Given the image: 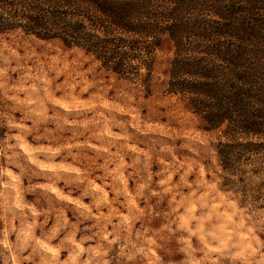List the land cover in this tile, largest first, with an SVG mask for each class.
<instances>
[{
	"label": "rangeland",
	"instance_id": "obj_1",
	"mask_svg": "<svg viewBox=\"0 0 264 264\" xmlns=\"http://www.w3.org/2000/svg\"><path fill=\"white\" fill-rule=\"evenodd\" d=\"M65 4L0 0V264H264V127L235 128L227 99L238 69L262 76L264 32L238 53L229 35L207 54L108 42ZM188 56L211 70L208 124L174 93Z\"/></svg>",
	"mask_w": 264,
	"mask_h": 264
},
{
	"label": "trees",
	"instance_id": "obj_2",
	"mask_svg": "<svg viewBox=\"0 0 264 264\" xmlns=\"http://www.w3.org/2000/svg\"><path fill=\"white\" fill-rule=\"evenodd\" d=\"M56 2L67 3L66 16L69 17L72 33H79V28L84 24L75 21L80 17L73 16L74 10H78L80 15L92 13L106 18L108 22L101 30L108 35V42H112L110 33H107L108 29L117 27L124 32L121 33L123 35L120 40L127 43L131 41L126 33H132L134 39L148 38L151 45L155 42L160 44L162 37L168 35L175 47L177 46L176 50L183 48L192 51L200 46L202 48L200 51L207 54L213 36L229 35L230 39L237 38L233 46L236 48L234 52L238 53L242 49V34L248 39V36L264 32V0H56ZM217 2L227 4L224 9L217 11L215 9ZM57 9L59 10L58 7ZM192 36L199 41L192 43L190 41ZM181 37L188 42L184 43ZM189 57H183V61L179 58L178 62L172 64L175 67L174 72L171 69L170 77L179 78L174 93L187 97L192 111L208 124L215 115L211 102L215 98L210 82L211 70L203 71L191 62H186ZM229 71L231 74L232 69ZM237 74V77L233 76V80L227 84L230 88L227 99L234 108L229 113L231 116L228 120L235 128H241L239 122H242V132L257 133V130L262 131L264 127V122L255 120L264 116V71L261 77L256 72L255 78L245 76L239 69ZM260 79L262 81H259ZM253 97L258 102L255 112L259 114L256 116L255 113L250 115L244 113V102ZM259 144L242 142V147H256ZM226 146L230 147L229 143ZM244 164L242 163V166Z\"/></svg>",
	"mask_w": 264,
	"mask_h": 264
}]
</instances>
